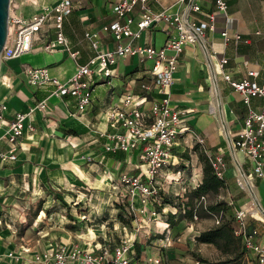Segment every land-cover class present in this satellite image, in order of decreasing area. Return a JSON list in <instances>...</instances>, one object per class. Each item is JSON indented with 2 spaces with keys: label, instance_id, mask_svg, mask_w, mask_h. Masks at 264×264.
I'll list each match as a JSON object with an SVG mask.
<instances>
[{
  "label": "crops",
  "instance_id": "0c3cea01",
  "mask_svg": "<svg viewBox=\"0 0 264 264\" xmlns=\"http://www.w3.org/2000/svg\"><path fill=\"white\" fill-rule=\"evenodd\" d=\"M62 1L65 0H11L10 12L30 19L44 11H51ZM69 1L72 10L63 20V33L69 41L68 50L64 47L48 48L56 39L58 32L55 24L56 14L52 12L46 25L35 34L30 54L5 60L1 65L0 99H6L8 109L4 120H0V153L9 152L5 134L16 112L28 111L29 107L43 100H46L48 107L46 110L36 111L26 122L27 130L19 139L17 159L3 161L0 158V264H43L35 261L34 254L56 245L70 247L75 244H86L84 231L87 227L90 228L89 231L104 233L103 237L99 236L98 241L111 246L118 245L125 236L116 233L117 239L109 237L107 241L103 230L109 228L108 234L113 236L112 227H124L119 220V201L126 202L129 207L133 204L137 209L135 211L130 209L134 221L126 227L132 229L137 226L139 229L134 252L140 261L147 264L149 258L166 253V262L180 264L182 256H178V253L170 254L169 247L172 244L171 237L179 232L183 220L177 225L170 226L167 235L155 231L154 224L165 225L170 221L169 216H165L166 212H163L166 210L147 206L144 213H139L140 201L136 197L127 196V188L119 180L123 173L140 172L139 156L135 152L119 157L116 153L120 151L113 152L105 148L106 137L103 134L111 130L107 112L111 107L121 104L124 94L144 93L142 85L149 82L147 66L140 63L137 57L120 59L115 66L111 84L99 81L95 85L91 107L84 113L78 111L74 97L53 94L56 89L54 84L33 86L28 81L27 73L30 69L47 68L51 76L66 80L74 74L77 65L88 63L96 51L85 38L86 32L100 33L101 50L115 47L113 37L102 31V28L115 18L112 12L115 0ZM161 2L163 6L168 7L176 0ZM227 3V17L218 14L215 30L206 32L205 44L214 62H217L215 63L218 70L217 78L220 72L218 60L227 57L229 62L226 71L234 80L248 77L252 81L262 83L264 0H227ZM152 6L155 10H160V5L152 3ZM203 6L205 12L216 10L215 0H205ZM192 17L197 20L206 19L204 14L193 13ZM166 29L162 26L146 30L136 43L160 47L167 39ZM226 29L231 36L239 33L242 39L239 42L231 39L225 44L221 33ZM74 52L79 54L73 57L71 53ZM193 58L198 63H205L208 80L212 79L210 67L203 58L201 45L187 46L180 57L179 69L170 96L172 107L192 111L187 117L191 131L176 142L172 150V159H177L178 155L190 146L189 141L192 140L189 135L193 128L196 126L204 130L206 123L210 121V117L202 111L198 97V90L203 89V84L197 82L198 71L193 67ZM142 66L145 68L142 73L137 72ZM251 71H258L259 75L257 77L249 75ZM219 78L224 81L222 76L219 75ZM207 83L209 85L208 81ZM224 83L230 91L223 93L221 89V93L226 108L228 107L230 120L238 123L234 129L236 131L244 122L249 106L246 105L248 109L244 107L242 96L237 94L228 82ZM153 97H158L157 92L151 94L150 98ZM233 103L240 105L238 107L240 115L232 107ZM263 104L264 99L261 97L252 99L251 105L256 110H260ZM239 116L243 117L242 122H239ZM30 126L34 128L32 131L29 130ZM210 142L214 146L213 140ZM169 172L168 167L162 169L157 176V184L163 192L162 187L165 185L162 182L166 176L171 178L170 180H176L175 185L166 188L168 194L177 197L178 202L174 201L175 203L185 201L187 198L185 193L189 195L203 178L201 169H195L193 175L190 168L182 167L178 169L177 174L171 172L176 177H171ZM112 174L115 182L111 184L109 176ZM258 191L259 196L264 198V189L258 188ZM162 195L167 196L166 193ZM169 207L176 209L171 204ZM86 209L88 218L97 219L93 224L79 216L80 211ZM86 215H83L85 219ZM193 222L192 245L187 247L183 243L177 244L182 247L181 250L177 249L179 251H183L185 246V264H197L194 254L201 253L200 255L206 258L202 247L197 250L195 248L198 247L197 244L207 243L197 242L196 237L200 232L214 227L210 217ZM250 224L259 230V241L264 244V226L255 222ZM188 233L191 232L186 230L182 233L185 238L183 240H186ZM25 249L30 250L25 252Z\"/></svg>",
  "mask_w": 264,
  "mask_h": 264
},
{
  "label": "built area",
  "instance_id": "2783aa9c",
  "mask_svg": "<svg viewBox=\"0 0 264 264\" xmlns=\"http://www.w3.org/2000/svg\"><path fill=\"white\" fill-rule=\"evenodd\" d=\"M204 1L176 0L165 7L161 0H115L112 6L115 18L102 28L104 33L111 35L115 40L116 45L113 49L101 50L100 33L86 32L85 38L89 40L96 54L88 63L77 65L74 74L68 79L60 80L51 76L47 68L30 69L27 73L31 85L54 84L56 89L53 94L60 97H74L78 111L84 113L91 107L95 85L99 81L111 84V79L115 75V66L120 59L137 57L140 63L147 66L149 82L142 85L144 93L124 94L121 104L111 107L107 112V121L111 130L103 134L106 137V150L120 151L127 155L136 152L139 156L140 172L123 173L119 176L120 182L127 188V196L139 199L141 204L138 208L139 213H144L147 206L155 207L156 204H160L161 189L157 184V176L162 169L170 165L176 142L191 131L187 117L192 111L179 110L171 105L170 91L175 83L180 57L187 46L199 45L201 39L206 43V32L215 30L218 14L226 17L228 15L227 0H215L216 10L213 12L204 11ZM152 3L160 5V10H155ZM71 10V2L65 0L58 3L51 11H44L30 19H24L10 12L8 40L1 54L2 63L5 60L30 54L35 34L46 25L52 12L56 14L55 24L58 32L56 39L48 48L64 47L68 50L69 41L63 33V20ZM193 13L204 14L206 19H194ZM134 26L137 28L135 29ZM162 26L167 28L165 30L167 39L162 46L136 43L142 38L144 31ZM221 34L225 44L231 39L236 42L242 39L239 33L231 36L227 29ZM78 54V52L71 53L73 57ZM218 62L220 66L218 75L222 76L224 81L242 96L243 103L249 106L244 122L234 133L233 146L243 153L241 167L244 175L251 177L253 186L258 189L256 181L264 180V104L260 110H256L251 104L252 98L264 99V77L262 83L252 81L248 77L234 80L226 71L228 58L221 57ZM249 75L257 77L259 72L251 71ZM155 92L158 97L150 98ZM7 104L5 98L0 99V120L5 118ZM47 107L46 100H43L29 107L28 111L16 112L13 115L5 134L9 143V152L0 153L3 161L17 159L19 139L27 130L26 122L36 111L46 110ZM33 129L30 126L29 130ZM224 160L223 153H219L212 162L220 178L225 176ZM234 166L236 167V164ZM109 178L111 184L115 182L113 174ZM207 201V196H201L197 205L206 208ZM130 209L137 210L133 204ZM83 218L85 219V216ZM213 218L219 225L223 213L214 214ZM198 219L195 213L194 220ZM234 219L235 235L243 240L245 249L254 255L257 263L264 264V244L259 241V230L249 228L246 212L243 210L237 211ZM123 228L126 230L127 227ZM169 228V223L165 224L164 234H169ZM136 229L138 230L137 226H134L133 231ZM134 245V238L126 235L116 246L101 241H88L86 244H75L70 247L56 245L34 254V259L43 264H144L135 256ZM29 250L24 251L29 252ZM165 254L151 257L146 263L164 264Z\"/></svg>",
  "mask_w": 264,
  "mask_h": 264
},
{
  "label": "rangeland",
  "instance_id": "374dc122",
  "mask_svg": "<svg viewBox=\"0 0 264 264\" xmlns=\"http://www.w3.org/2000/svg\"><path fill=\"white\" fill-rule=\"evenodd\" d=\"M194 57V56H193ZM194 61V69L196 71H198V83L203 84V89H200V91L198 90V97L200 100V103L202 104V111L205 112L206 115H208L210 117V121L208 123H206V128L204 130H201L199 128H196V126L193 128V132L190 133L189 137L192 141H189V145L186 150L181 153L180 155H178L177 159L173 158L171 161V165L168 166V168L170 169V176L171 177H176L173 176L172 173L174 172L175 174H177L178 169L185 167V168H190V170H192V174L195 172L196 170H202V175H203V163L201 162V158H200V153L205 154L212 162L215 160L216 156L219 155V153H223V158L225 159L224 162L226 164L225 169H224V175L223 178L225 180L226 183V187L222 188L219 193L217 194H211L208 196V204L210 205L211 209L213 212H220L222 211L224 213V217L226 220L232 219L235 216V213L237 211H246V218L247 220L250 222L252 220H256V223L260 224V226H264V221L262 219V217L259 215V213H257L258 211L256 210L254 203H253V199H251L252 197H250L248 195V191L243 187V184L241 182L240 177L237 175V166H234V162L235 158L233 159L231 156V152H230V148H229V143L227 141V139L222 135L221 131H220V126H219V121L217 120L216 117L213 116V114L211 113L212 110H210V86L208 85L207 81H208V77L207 76V67L205 65L204 62H196V59L193 58ZM264 64V62H263ZM258 68V66L256 67ZM144 66H142L140 69H138L137 72H141L144 70ZM189 75H191V72L189 73ZM219 78V75H218ZM218 84H219V89L221 91H223V93H228L230 90L226 88V83H224V81L219 78L218 79ZM221 85V87H220ZM222 98H223V94L221 93ZM236 95V94H235ZM255 99V98H252ZM224 103L225 99H223ZM244 107L247 108L246 105L242 104ZM240 105H236L235 103L232 104V107L237 111V114L240 115L241 112L238 110V107ZM248 109V108H247ZM203 112V113H204ZM243 117L239 116V122H242ZM238 123H236V121H234L233 119H231L229 121V130H230V135H231V141L232 143L234 142L233 138H234V133H235V128L237 126ZM206 130V131H205ZM207 136V138L205 137ZM213 136V137H211ZM211 137V138H210ZM201 140H203L201 142ZM210 140H213L214 146H212ZM234 144V143H233ZM216 145V146H215ZM238 152V151H237ZM188 155V156H187ZM176 161V162H174ZM175 163V164H172ZM247 168V166H246ZM239 171V170H238ZM172 172V173H171ZM194 175V174H193ZM168 177H165V180L162 182L165 186H161L162 187V193H166L167 197H169V199H174L178 202L177 198L174 196H171L170 193L168 194V192H166V188L168 186H172L175 185L174 183H176V180H170L171 178H168V180H166ZM251 178V177H250ZM252 180V179H251ZM240 182V183H239ZM253 183V182H252ZM241 184V185H240ZM256 185L259 189L263 190L264 189V181L261 180H257L256 181ZM245 189H243V188ZM258 190V189H257ZM259 192V191H258ZM185 195H188L185 193ZM187 199V198H186ZM185 199V202L187 201ZM262 200V204L264 207V198H261ZM168 203H164L162 204L163 206H161L162 208H164L163 212H166L167 216L169 213L175 212L176 210L174 208L169 207V205H165ZM156 208H158V206H156ZM253 210V211H252ZM84 212V213H82ZM162 212V211H161ZM255 215H253L252 214ZM88 214V211L86 209L85 210H81L80 211V217H82V219H84L83 215ZM176 216H179L180 218H183V223L181 225V229L178 230L179 232H177L174 236H172L170 234L171 237V246L169 247L170 249V254H176L178 253V256H182V259L179 260L180 264H185L186 261L184 260V256H186L185 254V246L183 251H179L181 250V246H177L178 243H183L184 245L186 244L187 247H190L193 243V219H191L189 216L185 217L180 213V210L178 209V213ZM87 219H84V221H89L90 224H93L97 219L95 218H88V216L86 215ZM211 218L213 220V225L217 226V223H215L214 218L211 215H207L204 216L202 218ZM257 217V218H256ZM73 218V217H72ZM260 220H259V219ZM81 219V218H80ZM161 221V220H160ZM163 222V221H162ZM144 223V222H143ZM154 226H156V230L155 231H161L160 233H164V224L161 223L160 225L158 224H154ZM136 227V226H135ZM188 227L190 229H188ZM103 229V228H102ZM101 229V230H102ZM90 228L87 227L85 228V235H86V240L85 241H98L99 240V236L102 235V237L104 236V233L101 234V232H97V231H93L92 230V234H90ZM188 230L191 233H188V236L186 237V240L182 235V233ZM106 234L107 237V241L110 239H117L116 235H123L126 237H132L134 238V240L137 237V233L139 232V229L134 232L133 228H126V230L123 231V227H119V226H115L112 227V232L114 233L113 236H110L111 234H108L109 228H105L103 230ZM133 232V233H132ZM118 233V234H116ZM158 233V232H157ZM83 234V233H82ZM89 234V235H87ZM167 235V234H165ZM153 238V237H152ZM198 247L195 248V250L199 249V247H202V252L207 255L206 259L212 261V262H222V261H226L229 258H233L236 257L235 254L232 253H226L225 251L221 250L219 247H217L214 244H203V245H199L197 244ZM179 249V250H177ZM201 254V253H200ZM135 256L137 257V253H135ZM174 257V256H172ZM174 260V258H173ZM165 264H170L169 262H166ZM172 264V263H171ZM173 264H177V263H173ZM196 264V263H194ZM234 264H258L257 261L255 260L254 255L251 252H247L244 254H239V258L234 262Z\"/></svg>",
  "mask_w": 264,
  "mask_h": 264
},
{
  "label": "trees",
  "instance_id": "16d2710c",
  "mask_svg": "<svg viewBox=\"0 0 264 264\" xmlns=\"http://www.w3.org/2000/svg\"><path fill=\"white\" fill-rule=\"evenodd\" d=\"M124 154L125 153L121 152L116 153V155L119 157L123 156ZM200 158L201 162L203 163L202 182L198 184V186L193 191H191L189 195H186V202L183 201L181 203H175L174 201L176 200L171 198L169 199V197L167 196H163L162 192L160 191L161 202L160 204H156V206H158V208H160L161 210V206H163L162 204L168 203L169 205L171 204L176 208V213H169L167 215L169 216L170 221H168V223L170 226L177 225L179 221L183 219L179 216H176L178 213V209L180 210V213L184 216V218L189 216L191 219H193V221L195 213L198 215L199 219L207 215H211L213 217L214 214L223 213L222 211L213 212L209 204L206 206V208H204L203 205H197L198 199L201 196L208 197L211 194H217L222 188L226 187L224 178H220L219 175H217L212 161L203 153H200ZM119 203V220L124 224L123 226H129L132 224V221H134L133 212L130 210L129 204H127L126 202L119 201ZM224 216L225 215L223 213V218L219 225L200 232L196 237V240L199 243L214 244L226 253L235 254L236 257L229 258L226 261L222 262H212L202 257L200 254H194L193 256L195 257L197 264H234V262L239 258V254L242 255L244 253H247V250L242 243L243 240L239 236L235 235L236 223L234 217L232 219L226 220ZM250 222L256 223V220H252ZM250 222L249 228H256L252 227ZM135 248L136 244L134 245V250Z\"/></svg>",
  "mask_w": 264,
  "mask_h": 264
},
{
  "label": "bare ground",
  "instance_id": "6f19581e",
  "mask_svg": "<svg viewBox=\"0 0 264 264\" xmlns=\"http://www.w3.org/2000/svg\"><path fill=\"white\" fill-rule=\"evenodd\" d=\"M204 44H205V41L203 39H201V43H199V45H201V47H202L203 58L207 62L208 66L210 67V70H211V78L212 79L208 80L209 85H210V94H211L210 95V101H211L210 109L212 110L211 113L219 121L220 131H221L222 135L229 142V141H231V135L229 133L230 117H229V113L227 110L228 107L226 108L227 105H225L223 98H222V95H221V91L219 89V84H218L219 78H217V71L218 70L216 69V65H215V63H217V62H214V59L211 57L210 53L207 51V47H206L207 45L206 44L204 45ZM233 157L235 158V161L233 160V162L236 164V166L239 170V168L243 162V158H244L243 153L240 151L237 152L236 148H233ZM238 176L241 179L243 187L248 191L247 193L250 194V197H252L251 199H253V203H254L256 210L258 211L259 215L264 220V207L262 204L261 197L259 196L258 190L253 186V183H252L253 181L251 180L252 178L246 177L241 172H238ZM252 214H253V212H252ZM90 234H92V231H90Z\"/></svg>",
  "mask_w": 264,
  "mask_h": 264
},
{
  "label": "water",
  "instance_id": "95a60500",
  "mask_svg": "<svg viewBox=\"0 0 264 264\" xmlns=\"http://www.w3.org/2000/svg\"><path fill=\"white\" fill-rule=\"evenodd\" d=\"M10 5H11V0H0V69L2 65V59H1V54L3 52V49L5 47V43L8 35V20H9V13H10ZM230 133V130H229ZM231 156L233 157V143L232 141L228 142ZM234 159V157H233ZM239 172L244 174L242 167L240 166Z\"/></svg>",
  "mask_w": 264,
  "mask_h": 264
}]
</instances>
